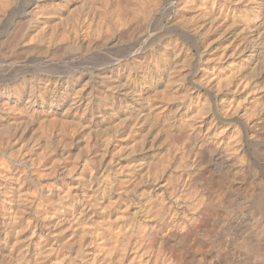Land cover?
<instances>
[{
    "label": "rangeland",
    "instance_id": "374dc122",
    "mask_svg": "<svg viewBox=\"0 0 264 264\" xmlns=\"http://www.w3.org/2000/svg\"><path fill=\"white\" fill-rule=\"evenodd\" d=\"M150 1L0 0V264H106V210L138 221L178 164L232 162L236 133L259 135L264 0Z\"/></svg>",
    "mask_w": 264,
    "mask_h": 264
},
{
    "label": "bare ground",
    "instance_id": "6f19581e",
    "mask_svg": "<svg viewBox=\"0 0 264 264\" xmlns=\"http://www.w3.org/2000/svg\"><path fill=\"white\" fill-rule=\"evenodd\" d=\"M225 1L226 0H210L209 2L211 3L212 9L213 8H219V9L226 10V11L230 10L231 8H228ZM116 2H118V1H116ZM150 2L154 3L155 0H153V1L151 0ZM141 4H143V3L141 2ZM155 4H156V2H155ZM116 6H118V5H116ZM119 7H120V5H119ZM131 7H132V5H131ZM141 7H142V5H141ZM143 7H144V5H143ZM127 9H128V6H127ZM231 10H233V9H231ZM137 12H139V11H137ZM124 13H126V12H124ZM117 14H119V13H117ZM135 14H137V13L135 12ZM34 17H36V16H34ZM247 29H248V27H247ZM259 35L261 37L260 42L257 43L255 41L256 42V44H254L255 50L261 49V47L264 48L263 47L264 46V27H263V32L259 33ZM50 38H52V37H50ZM261 51H262V49H261ZM226 75H227V73H226ZM212 85H214V84H212ZM223 85H226V84L223 83ZM219 111H220V109H219ZM249 111H250V109H249ZM229 114H231V113H229ZM234 119H236V118H234ZM260 120H262V119H260ZM254 121H256V120H254ZM237 123H238V121H237ZM238 124H241L242 130L245 129V126L242 123H238ZM184 125L186 126V124H184ZM255 126H257V124ZM158 128H159V126H158ZM244 131L245 130H243V132ZM187 133L186 132L182 133L179 136V139L181 141H186L187 139H189V136ZM255 133L256 132H254L253 135H255ZM248 134L245 132L242 133L240 131H238L236 133V135H237L236 137H238L237 142L239 140V145L236 149L238 152H235V153H237L235 159L233 156H231V158L233 157L234 162L228 161V159L226 157L229 154H227L224 151L225 154H227V155H223L221 153L220 156L214 157L212 159H209L210 158L209 157L208 159L210 160V162H208V164H204V163L198 161L194 164V166L191 165L192 166L191 167L190 165H188V162H189L188 161L187 164L180 163L177 166V163L179 161H181V159L178 160L177 163H174V165L177 167L174 168L175 170H174V173L172 175L170 173H168L169 176L167 175L168 181H166L167 182L166 186L163 188V190L159 189V187H158L159 192L155 196V199H156L155 201H154V199H153V201H150L149 199H148L149 201L146 200L148 203H146V205H145V209H144L145 213L138 221H135V222H133V220L129 221L127 211L124 208H123L124 210L123 209L120 211L118 210L117 212L115 211V208H114V210H113V208L112 209L110 208L111 210H109V209L106 210L104 213V221L102 220L103 223L101 225L99 224L100 226L97 228L98 232L95 231L96 232L95 235H97V240L99 241V243H97V245L96 244L95 245L98 248L97 250L100 251V254L102 252H104L106 257H108V258H106V259H108V262H106V264L107 263L109 264L111 262V258H113V257L116 259V261H115V259H113L115 262L113 264H118V263L121 264L125 260V258L127 259V257H128V259L130 258L129 259L130 262L127 261L128 264H264V159H263L264 144L261 141V139L264 138V123L261 126L259 135L255 136V140H254V138L252 139L253 135H251V134L248 135ZM176 137H177V135H176ZM202 137H203V135H202ZM233 137H235V136H233ZM166 138H168V136ZM175 140L176 139H174V137L172 138V136L170 135L169 136V142H170L169 145L173 144V146H174V144H176V143H174ZM181 141H179V142H181ZM235 142H236V140H235ZM173 146L171 145L172 149L176 148L175 146L173 148ZM179 146H180V144H179ZM224 146H226V145H224ZM177 147H178V145H177ZM229 148H227V149H229ZM250 148H252V150H250ZM172 149H171V151H173ZM180 149L181 148H179V150ZM225 149H226V147H225ZM167 150H169V149L166 148V151ZM174 150H178V149L176 148ZM215 150H217V148ZM229 150H231V149H229ZM229 150H227V151H229ZM233 150L235 151V149H233ZM166 151H165V153H166ZM171 151H170V153H171ZM231 151L229 153H231ZM234 151H232V154ZM167 152L169 153V151H167ZM173 153L174 152H172L171 154H173ZM177 153L181 154L182 151L177 152ZM200 153H202V152H200ZM235 153L233 155H235ZM185 155H184V157H185ZM221 155H223V156H221ZM159 156H160L159 157L160 159H158L159 162L157 161V164L158 163L160 165L165 164L164 162H165V159H167V155L159 154ZM161 156H166V157L164 159V157L161 158ZM208 156H209V154H208ZM181 157H182V155L180 156V158ZM191 158H192V155H191ZM228 158H229V156H228ZM240 159L243 161H239ZM189 163H191V162H189ZM193 163H191V164H193ZM159 164H158V166L161 168V166ZM184 165H185V167H184ZM189 166L192 168L190 170V172L188 171L190 169ZM182 167H184V168H182ZM152 168H153V166H151L150 169L152 170ZM154 168H155V166H154ZM172 168H173V165H172ZM70 169H71V166H70ZM179 169H180V172H179ZM143 170H144V167L139 168L137 170V172L141 173ZM154 170H156V169H154ZM70 171L72 172V170H70ZM153 171H152V173L155 172V171L154 172ZM172 171H173V169H172ZM156 173H157V171H156ZM185 173L188 174V178H189L187 182H186V180L183 181V177H185L184 175H186ZM148 175H149V173H148ZM159 176H160V174H159ZM145 177H147V176L145 175ZM123 178L125 179V177H122V178H119L120 180L119 179L117 180L116 186H118L119 188H122V187H120V185L122 183H125L126 188H124V189H127V187L130 186V183H129L130 180H124ZM130 178H133V177H130ZM186 179H187V177H186ZM131 181H133V180H131ZM131 184H132V182H131ZM155 185H157V184H155ZM118 187H116V188H118ZM154 191L155 190H153V193H154ZM156 191H157V189H156ZM68 193L70 194V191ZM172 197L177 198L176 202L178 204H176V206L177 205L181 206V210L178 208L179 209L178 211H180L179 214H178V212H176L178 214L177 216L174 215L173 213L170 214L169 212L165 211V210H167V209H165L166 208L165 206L167 205L169 207L168 204L170 203V201H171L170 199ZM166 200H167V202H166ZM110 205H111V203H110ZM110 205H108V206H110ZM100 208L102 209V207H100ZM116 208H118V206ZM169 210H171V209H169ZM174 210H176V209H174ZM174 213H175V211H174ZM76 219H73V220L75 221ZM75 224H76V222H75ZM77 224H79V223H77ZM81 225L82 224H80V226ZM77 226H79V225H77ZM81 227H80V229H81ZM79 231H81V230H79ZM80 237L82 238V236H80ZM90 239H92V237ZM85 241H87V240H85ZM90 243L91 242H89V244ZM80 245H83L82 242ZM87 246H89V245H87ZM94 248H96V247H94ZM74 250H76V249H74ZM99 251H97V252H99ZM97 252H95V253L93 252V253L96 255ZM104 253H103V257H101L102 260H104ZM112 255H113V257H112ZM92 257H91V259L94 258V257L93 258ZM95 257L97 258V256H95ZM99 259L97 258V260H99ZM94 262H96V261H94ZM87 264H88V261H87Z\"/></svg>",
    "mask_w": 264,
    "mask_h": 264
}]
</instances>
